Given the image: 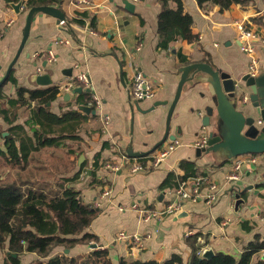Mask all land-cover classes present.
Instances as JSON below:
<instances>
[{
	"label": "crops",
	"instance_id": "crops-1",
	"mask_svg": "<svg viewBox=\"0 0 264 264\" xmlns=\"http://www.w3.org/2000/svg\"><path fill=\"white\" fill-rule=\"evenodd\" d=\"M17 1L0 0V80L16 53L28 11L27 0H22L23 5L15 13L11 4ZM122 1L87 0V3H78V0H62L55 6L65 14L64 24L46 13L39 12L33 16L27 40L12 69L16 83L4 81L0 86L3 95L14 98L18 86H40L32 81V75L46 73L51 79L50 85L61 88L59 95L49 104L52 112L59 114L69 107L83 104L94 109L95 114H87L77 130L79 139H66L58 146L33 150L24 167L19 169L26 171L25 179L29 178L30 184L49 186L63 183L62 178L71 177L80 169L78 158L82 154L84 158L77 178L70 183L64 182V185L79 190L84 203L99 201L100 211L87 230L97 236L101 247L108 249L113 262L120 257L160 262L174 253L185 261L192 251L188 239L196 233V242H205L204 248L211 247L215 252L238 257L256 233L264 236V152L241 154L258 155L259 160L235 181H227L226 175L231 172L232 163L239 155L224 158L227 152L224 149L196 155L194 140L211 130V126L201 125L205 107L215 105L212 100L214 89L209 83L211 78L200 67L187 70L168 132L175 135L180 144L160 167L132 173L127 163L118 171L105 168L104 163L117 162V158L128 149L144 153L162 137L165 127L160 122L166 119L178 81L187 67L207 63L233 78L245 74L249 55L240 48L235 22L244 20L248 28L254 29L264 39V0L232 3L222 11L211 2L198 4L197 0H182L185 10L192 16L191 29L196 39L187 42L175 30L167 48L157 47L159 0H129L134 5L133 11H128ZM169 7L175 8V2L169 1ZM77 11H85L92 17V25L87 21L85 26L73 22L67 26ZM260 45L258 41L257 52L264 54ZM47 50L53 51L56 59L45 63ZM36 53L40 56H35ZM37 67H41L40 72H37ZM136 69L158 84L153 98L138 102L141 110L133 105L130 95L132 75ZM81 71L88 74L92 91L83 90L88 94L81 97L78 94L83 92L69 93L66 98V85ZM92 93L100 101L95 108L90 104ZM157 100L167 103L151 108ZM1 103L8 107L6 98ZM12 111L14 123L24 125L32 134L24 124L29 117V108L19 106ZM104 114L108 116L105 126L101 117ZM215 117L214 113L212 120ZM8 127L0 115V129L3 130L0 149L3 150L2 135ZM151 127L157 128L155 132H149ZM95 155L98 156L96 160ZM182 160L193 162L198 174L205 173L218 184V199L211 206L201 199L195 203L185 202L178 213L167 215L162 220H142L139 211L131 208L132 203H137L139 209L162 208L168 201L171 187L162 188L160 184L169 171L183 173L178 167ZM86 171L88 174L84 177ZM106 188L110 190V196L101 197ZM237 190L241 191L244 202L234 210ZM182 211L186 214L178 217ZM119 231L126 232L127 236L117 238ZM133 234L140 240H132L130 235ZM70 249L74 255L85 253L91 247L88 243H77Z\"/></svg>",
	"mask_w": 264,
	"mask_h": 264
},
{
	"label": "trees",
	"instance_id": "trees-1",
	"mask_svg": "<svg viewBox=\"0 0 264 264\" xmlns=\"http://www.w3.org/2000/svg\"><path fill=\"white\" fill-rule=\"evenodd\" d=\"M62 0H27L26 7L33 5H59ZM169 1L176 4L169 7ZM247 0H197L198 4L211 2L219 6L222 11L232 3H244ZM160 10L157 15V33L159 39L157 47L167 48L175 30L179 36L192 42L196 35L192 32V16L183 6L182 0H159ZM85 17H88L86 20ZM93 18L85 11H77L75 16L67 22L85 26ZM16 83L12 70L5 81ZM4 83V82H3ZM2 83V84H3ZM61 92L58 85L35 86L28 88L18 86L16 97L8 98L3 95L0 87V115L9 124L6 134L2 135L4 150L0 149V157L13 166L23 168L30 153L44 146H58L66 139L77 140V130L87 118V114L78 107H69L67 110L54 113L48 102H52ZM88 92L78 94L86 96ZM6 98L8 107H4L1 100ZM19 106L29 108V117L24 125L15 122L12 109ZM5 132V131H4ZM3 130L0 129V135ZM95 160L98 158L94 156ZM80 169L71 177L62 178L64 182H73ZM178 167L182 174L169 171L162 180L160 187H175L178 180L195 176L199 173L193 162L182 160ZM88 174V171H86ZM90 175H93L91 170ZM63 183L53 185L30 184L26 179L20 181H3L0 179V247H6L4 264H22L19 256L23 253L34 252L41 257L47 256L55 246L71 248L79 243H95L96 246L85 253L74 255L60 251L46 259H37L30 264H264L262 251L264 250V236L256 233L253 240L248 242L238 257L221 251H214L209 258H202L196 254L205 242L197 241L198 234L190 236L188 241L192 246L189 257L184 261L179 254H171L162 261L140 260L120 257L113 262L109 257L108 249L101 247L97 236L88 231L92 219L100 211L92 204L84 203L80 191L73 186ZM264 184V183H263ZM200 242V243H199ZM197 243V244H196ZM257 255L256 258L253 257Z\"/></svg>",
	"mask_w": 264,
	"mask_h": 264
},
{
	"label": "water",
	"instance_id": "water-1",
	"mask_svg": "<svg viewBox=\"0 0 264 264\" xmlns=\"http://www.w3.org/2000/svg\"><path fill=\"white\" fill-rule=\"evenodd\" d=\"M122 2L128 11H133L134 5L132 2L129 0H123ZM22 5V0L11 4L15 13L19 12ZM39 12L55 17L57 22H60L61 20L64 22L66 21L63 11L55 5H33L28 8L25 17V23L22 28V37L20 43L14 57L5 70L4 76L0 80V86L7 79L9 73L13 69V66L27 40L33 16ZM87 26H89V24H87ZM43 65H45V63H43ZM195 66L200 67L202 71H204L211 78L209 83H211L214 89L212 100L215 103L214 106L207 105L205 107V113L201 119V125L202 127L211 126V130L207 132V147L204 149L196 148V155L199 156L201 153H208L213 149H224L227 150V152L224 154V158L230 159L234 156L245 153L264 152V123L261 126L257 124V119H261L264 122V70L256 77H252L245 73L238 78H233L229 73L219 69H214L207 63H197L187 67L183 71L178 81L173 99L170 102L167 110L165 131L162 137L156 143H154V145L148 151L140 153L131 152L128 149L125 151L126 155L136 157L144 156L159 147L167 138H176L175 135L168 134L170 118L173 112L174 104L180 96L183 82L186 79L187 70ZM120 74L122 76L121 69ZM32 81L40 86H46L51 83V79L46 73H34L32 75ZM83 90L89 92L92 91V88L89 86L85 89H82L81 86H77L73 88L72 91L73 93H81ZM239 93L247 94V100L243 101ZM65 96L66 98L69 97V93H67ZM140 101L142 100L132 102L138 110H141L138 106V102ZM166 103L167 101L165 100H157L153 103L151 108ZM49 104L50 102L47 103V105ZM77 107L86 114H95V110L89 105L79 104ZM131 109L133 110L132 104ZM214 113L216 117L214 120H212ZM4 134H6V132ZM83 158L84 156L80 154L78 158V165L81 164ZM240 194L241 191L238 190L234 194V210H237L239 205L244 202V199L241 198ZM161 196L162 194L160 197ZM185 214L186 212L182 211L178 214V217H181ZM95 246V243L90 244L91 248ZM189 247L192 249L191 245H189ZM63 251L68 253L69 249L65 248ZM213 254L214 250L211 247H207L204 249L201 257L209 258Z\"/></svg>",
	"mask_w": 264,
	"mask_h": 264
},
{
	"label": "built area",
	"instance_id": "built-area-1",
	"mask_svg": "<svg viewBox=\"0 0 264 264\" xmlns=\"http://www.w3.org/2000/svg\"><path fill=\"white\" fill-rule=\"evenodd\" d=\"M136 1V0H133ZM78 3H87V0H78ZM60 24H64V21H60ZM235 27L237 29V40L239 42L241 50L249 55V60L246 68L247 74L252 77L258 76L264 70V54H258L257 43L260 42V50L264 52V39H261L258 33L251 28H248L244 20L235 22ZM67 42V41H65ZM137 49H139L137 47ZM35 56L39 57L40 54L36 53ZM45 63L54 61L55 54L51 50H47L45 55ZM37 72H40L41 67H37ZM157 82L150 77L144 75V73L136 69L132 75L130 95L133 101H139L144 99L153 98L155 95V89ZM81 86L82 89L89 87V77L84 71H81L75 75L71 81L66 85L65 91L68 93H73V88ZM243 101L248 98L247 94L239 93ZM90 101L94 108L99 105V99L95 93L90 95ZM103 120V125L105 126L108 122V116L106 114L101 115ZM261 119H257V124L259 126L263 125ZM180 144L178 138L167 139L159 147H157L153 152L148 153L144 156H128L126 154L121 155L117 158V162L107 161L104 163V167L112 171H118L124 166L125 163L129 165V171L132 173L146 172L149 168H158L163 163V161L168 157V155L174 151ZM194 148L204 149L207 147V134L202 133L193 142ZM259 156L254 154L239 155L233 161V166L231 172L226 175L227 181L238 180L246 169L258 163ZM219 186L212 180L207 174H197L195 176L187 177L186 179H180L177 185L168 191V201L160 209L151 208H140L137 203H132L131 208L139 211L142 220H149L151 218H156L162 220L165 216L178 213L185 202L195 203L201 199L206 205L211 206L219 196ZM110 190L108 188L104 189L101 193V197H109ZM94 207H100L98 200H95L92 204ZM123 209V207H119ZM127 236L126 232L119 231L117 238H125ZM132 240L139 241V236L133 234L130 235ZM199 240V239H198ZM204 246L199 247L196 250V254L202 255L204 251Z\"/></svg>",
	"mask_w": 264,
	"mask_h": 264
},
{
	"label": "rangeland",
	"instance_id": "rangeland-1",
	"mask_svg": "<svg viewBox=\"0 0 264 264\" xmlns=\"http://www.w3.org/2000/svg\"><path fill=\"white\" fill-rule=\"evenodd\" d=\"M171 117H173V115H171ZM164 119H163V121L160 122L163 127H165V120ZM172 121H173L172 118H170V123H169L170 127H172ZM131 129H132V131L134 130V118L133 117H132ZM156 129L157 128L151 127V128H149V132L153 133V132H155ZM205 153H203V154H205ZM75 164H76V160L74 161V165ZM25 173H26V171H21V169H19V167L7 164L3 160V158L0 157V176H2L1 180H3V181H20L22 179H25ZM43 174H45V173H43ZM83 176L84 177L87 176L86 172L83 173ZM88 178H90V177H88ZM26 180L29 181V178H26ZM64 249L65 248L63 246H55V247H53L50 250V252L48 253L47 256L41 257V256H39L38 254H36L34 252H31V253L26 252V253L21 254L19 256V258H20V262L22 264H30L34 260L46 259V258H48V257H50V256H52V255H54V254H56V253H58L60 251H63ZM5 251H6V247L5 246L4 247H0V264H4V261L6 259ZM71 253H73V250L70 249V251H68V253H66V254L71 255ZM263 253H264V250H263ZM263 257H264V255H263Z\"/></svg>",
	"mask_w": 264,
	"mask_h": 264
},
{
	"label": "flooded vegetation",
	"instance_id": "flooded-vegetation-1",
	"mask_svg": "<svg viewBox=\"0 0 264 264\" xmlns=\"http://www.w3.org/2000/svg\"><path fill=\"white\" fill-rule=\"evenodd\" d=\"M153 151H154V150H152L151 152H153ZM151 152H150V153H151Z\"/></svg>",
	"mask_w": 264,
	"mask_h": 264
}]
</instances>
